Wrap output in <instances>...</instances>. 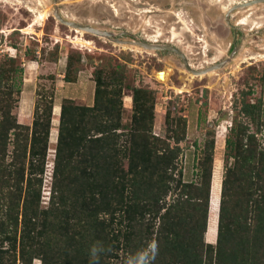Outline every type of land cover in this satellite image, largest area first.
<instances>
[{"label":"trees","instance_id":"1","mask_svg":"<svg viewBox=\"0 0 264 264\" xmlns=\"http://www.w3.org/2000/svg\"><path fill=\"white\" fill-rule=\"evenodd\" d=\"M72 70L68 63L65 81L77 80ZM95 80L92 104L63 98L47 206L42 205V185L52 100L46 119L35 118L32 126L19 124L11 107L0 104L5 115L0 119V264H33L36 258L42 264H92L93 245L103 247L95 264H116L119 252L125 256L122 264H138L142 253H147L145 264H264V147L259 148L250 124L234 118L226 136L218 235L216 243L208 242L214 138L196 158L199 181L179 178L181 192L168 203L175 178L163 168L176 169L186 119L178 117L168 128V137L177 143L170 147L152 133V90L133 89L132 116L125 123L120 81L104 80L101 74ZM1 83L0 77V93ZM241 109L261 130V103L243 100ZM10 128H15L18 148L6 162ZM152 239L154 252L152 245L148 248Z\"/></svg>","mask_w":264,"mask_h":264},{"label":"rangeland","instance_id":"2","mask_svg":"<svg viewBox=\"0 0 264 264\" xmlns=\"http://www.w3.org/2000/svg\"><path fill=\"white\" fill-rule=\"evenodd\" d=\"M39 13H44V20L37 17ZM243 18L246 23H240ZM161 45L179 49L194 71L184 66L178 52ZM68 63L73 69L70 74H78L75 82L64 80ZM218 63L223 65L209 69ZM166 69L170 76L164 81L157 73ZM203 69L204 74H194ZM0 73V104L11 107L8 111L19 124L32 126L40 116L44 121L52 100L43 206L48 205L54 181L63 98L90 105L99 74L123 86L125 123L132 116L133 89L153 91L152 133L170 142V147L177 143L168 137V128L176 126L178 117L186 119L176 169L163 168L175 178L166 197L168 203L181 192L179 178L199 181L196 158L203 156L211 137L215 140L213 171L219 160L222 186L226 136L234 118L250 124L259 148L264 147V126L258 130L253 123L257 120L241 109L243 100L261 103L259 118L264 125V0H0ZM259 112L254 108L255 116ZM4 117L0 110V119ZM14 130L10 128L11 140L3 151L6 162L13 159L18 148ZM232 161L230 158L228 164ZM154 222L157 226L160 221ZM147 223L153 224L151 220ZM207 233L208 226L205 240L216 243L208 240ZM119 255L116 264H122L123 259L125 262L123 253ZM33 264L42 262L36 258Z\"/></svg>","mask_w":264,"mask_h":264},{"label":"bare ground","instance_id":"3","mask_svg":"<svg viewBox=\"0 0 264 264\" xmlns=\"http://www.w3.org/2000/svg\"><path fill=\"white\" fill-rule=\"evenodd\" d=\"M37 17L40 19V20H44L45 19V15L44 13H39L37 15ZM246 17V15H245ZM248 17V16H247ZM248 19V18H247ZM248 22V21H247ZM239 23V22H238ZM240 23H246V18H243L241 19ZM78 27V26H77ZM258 27V26H257ZM260 27V26H259ZM77 31L79 32V29H77ZM81 31V30H80ZM157 37V36H156ZM79 38V37H78ZM155 39V38H154ZM152 39V42L153 41H156ZM157 41H159L157 39ZM156 41V42H157ZM84 42V41H83ZM133 45V44H132ZM132 47V46H131ZM138 47V46H137ZM141 48V46L139 47ZM154 48V47H153ZM152 49V48H151ZM136 50V49H135ZM245 59V58H244ZM246 60V59H245ZM187 68V67H186ZM188 69V68H187ZM190 70V69H188ZM205 71V69H203ZM203 70H200L198 71L199 73H194V74H204L203 73ZM210 72V71H209ZM211 72H215V71H211ZM193 73V72H191ZM207 73V72H205ZM158 75V78H160L161 80H164L166 81L169 76H170V70L169 69H166V70H161L157 73ZM53 137V136H52ZM221 138V137H220ZM222 140V139H221ZM215 168H214V171H213V185H212V189H211V204H210V214L209 215V221H208V233H209V237H208V240H211V241H215L216 238H217V226H218V218H214V215H216L218 217V208H219V205H220V186H221V168H220V162L219 160L216 161L215 163ZM218 211V212H217ZM208 233H207V236H208Z\"/></svg>","mask_w":264,"mask_h":264},{"label":"clouds","instance_id":"4","mask_svg":"<svg viewBox=\"0 0 264 264\" xmlns=\"http://www.w3.org/2000/svg\"><path fill=\"white\" fill-rule=\"evenodd\" d=\"M214 243V242H212ZM152 249H153V252L155 250V245L153 244L152 245ZM103 251V247L102 246H99V245H93L90 249V254H91V258H92V264H95V261L98 259V254L100 252ZM146 258H147V253H142L139 255L138 257V264H145V261H146Z\"/></svg>","mask_w":264,"mask_h":264},{"label":"water","instance_id":"5","mask_svg":"<svg viewBox=\"0 0 264 264\" xmlns=\"http://www.w3.org/2000/svg\"><path fill=\"white\" fill-rule=\"evenodd\" d=\"M247 3H248V1L245 2L244 4H247ZM142 44H144L145 46H148V47H151L152 46L151 44H145V43H142ZM160 47L167 48V49L169 48L171 50H175L176 52H178L181 55V57L183 58V60H184V66H186L188 69L192 70V68L189 65V62H188L187 58L185 57L184 53H182L179 49H177V48H175V47H173L171 45H166V46L161 45ZM222 65H223V63L213 64V65L209 66V69H211V68H215V69L217 68L218 69ZM192 71H194V69ZM210 204H211V200H210Z\"/></svg>","mask_w":264,"mask_h":264},{"label":"crops","instance_id":"6","mask_svg":"<svg viewBox=\"0 0 264 264\" xmlns=\"http://www.w3.org/2000/svg\"><path fill=\"white\" fill-rule=\"evenodd\" d=\"M92 103H93V102H92ZM92 103H91V104H92ZM88 105H89V104H88Z\"/></svg>","mask_w":264,"mask_h":264}]
</instances>
